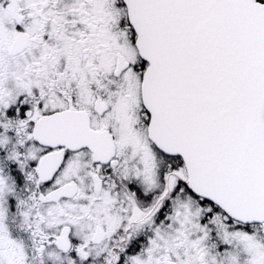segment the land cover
<instances>
[{
  "label": "snow or ice",
  "instance_id": "snow-or-ice-1",
  "mask_svg": "<svg viewBox=\"0 0 264 264\" xmlns=\"http://www.w3.org/2000/svg\"><path fill=\"white\" fill-rule=\"evenodd\" d=\"M0 264H264V0H0Z\"/></svg>",
  "mask_w": 264,
  "mask_h": 264
}]
</instances>
